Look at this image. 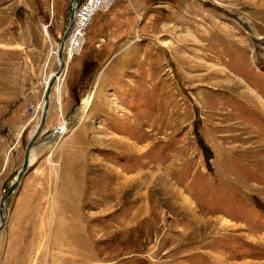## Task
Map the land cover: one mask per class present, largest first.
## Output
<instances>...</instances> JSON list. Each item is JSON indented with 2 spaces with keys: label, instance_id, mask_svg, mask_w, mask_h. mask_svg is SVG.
Segmentation results:
<instances>
[{
  "label": "rangeland",
  "instance_id": "1",
  "mask_svg": "<svg viewBox=\"0 0 264 264\" xmlns=\"http://www.w3.org/2000/svg\"><path fill=\"white\" fill-rule=\"evenodd\" d=\"M55 1L0 0V40L27 25L43 47L44 26L54 48L72 3ZM16 64L0 52V197L33 127L4 122ZM65 69L58 132L4 200L0 264H264V0H115Z\"/></svg>",
  "mask_w": 264,
  "mask_h": 264
},
{
  "label": "crops",
  "instance_id": "2",
  "mask_svg": "<svg viewBox=\"0 0 264 264\" xmlns=\"http://www.w3.org/2000/svg\"><path fill=\"white\" fill-rule=\"evenodd\" d=\"M57 2L58 1L56 0L55 1L56 5L58 4ZM52 10H53V6L51 7V13ZM56 10L58 11V9ZM56 22H62V19L58 17L57 20L55 19V23ZM46 28L47 27L42 26L44 37L46 38L45 40L46 44L45 46H43L44 48L40 45L41 42L39 41V37L38 36L33 37V30L30 34L28 33L27 25L23 27V29L26 30L27 36L21 37L18 42L14 39L10 40L7 38H2L0 40V49H1L0 52H3L5 54H10L11 56L14 55V57L18 62V64H16V67L21 69V65H22L26 70V78L24 83L28 87H23L25 88L24 89L25 96L22 98L20 102L14 104L13 110L10 112V114L8 113L4 119V122L6 124L18 125L21 128L18 136L21 133H23L25 129H28V127L30 128L31 126H33L31 127L32 129L31 132L27 134L26 144L33 135L40 120L41 111L39 113V116L35 124H33V121L36 119L40 109L39 102L36 101L38 99L39 86L41 85L43 87L40 96V98H42L43 101V94L46 85L48 83V80L52 76V74L57 70L56 68L52 69V66H54L53 63L57 61V59L55 55L50 53V50L53 47V43L49 41L48 37L46 36ZM20 83L24 84L23 81ZM52 87L54 88V92L57 99L56 105H59V98H60L59 93L61 86H57V84L55 83L52 85ZM51 89L49 95L51 93ZM29 104L32 105L33 113L30 116L24 115L25 108ZM48 105H49V96H48ZM4 110L5 108L3 107V105L0 104V112L3 113ZM47 110H48V106H47ZM51 111L50 113H47V115L45 113V118L43 122V125L45 123L48 124L49 122V126H50L49 128L50 134L48 135L49 137L53 136L55 134V133L53 134V132H56V130L58 132L57 127L59 126V125L57 127L51 126L54 124V120H55V115H53L52 118ZM31 156L33 157L32 151H31Z\"/></svg>",
  "mask_w": 264,
  "mask_h": 264
},
{
  "label": "built area",
  "instance_id": "3",
  "mask_svg": "<svg viewBox=\"0 0 264 264\" xmlns=\"http://www.w3.org/2000/svg\"><path fill=\"white\" fill-rule=\"evenodd\" d=\"M115 0H78L70 7L71 27L68 30L62 46V58H72L78 53L81 46L84 30L98 12H105L112 6ZM80 42V43H79ZM77 43V44H76ZM58 45L51 49V54H57Z\"/></svg>",
  "mask_w": 264,
  "mask_h": 264
},
{
  "label": "water",
  "instance_id": "4",
  "mask_svg": "<svg viewBox=\"0 0 264 264\" xmlns=\"http://www.w3.org/2000/svg\"><path fill=\"white\" fill-rule=\"evenodd\" d=\"M77 1L78 0H72V6H74V4ZM70 26H71V12H69L68 24H67V26H66V28H65L62 36H61L59 44H58V50H57V54H56L57 55L56 59H57V62H58V68L52 74V76L49 78L48 83L46 85V88L44 90L43 105H42V109H41V115H40L39 123H38L33 135L28 140V142H27V144L25 146V149H24V152H23L22 164H21V167H20L19 171L17 172L14 180L12 181V183L10 184L8 189L6 191H4L3 194L0 197V230L2 229V227H3V225H4L5 221H6V218H7V211H6V208H5V205H4V200H5L6 197H8V195L11 192L12 188H14V186L18 183L20 178L26 172L27 158H28L29 150L33 147V145H34V143H35L38 135L40 134V132L42 130V127H43L45 113H46L47 106H48V96H49L50 89H51L52 85L54 84L56 78L60 76L61 71L63 69L62 46H63V41L65 40L66 34H67L68 30L70 29Z\"/></svg>",
  "mask_w": 264,
  "mask_h": 264
},
{
  "label": "bare ground",
  "instance_id": "5",
  "mask_svg": "<svg viewBox=\"0 0 264 264\" xmlns=\"http://www.w3.org/2000/svg\"><path fill=\"white\" fill-rule=\"evenodd\" d=\"M71 27V26H70ZM82 36H84V34L82 35ZM80 42H81V45L83 44V38L82 39H80L79 40ZM79 42V43H80ZM77 44V43H76ZM80 49H81V46H80V48H79V50H78V53H79V51H80ZM78 53L76 52V55H78ZM57 56V55H56ZM65 59V60H64ZM63 59V69H62V71H61V74H60V76L59 77H57L56 78V80H55V82H54V84L55 83H57V86H58V84H59V86H61V84L63 83V78L62 79H60V77L62 76V74L65 72V66L68 64V63H70V61H71V59L72 58H70V59H68V58H64ZM65 61V62H64ZM66 74V73H65ZM58 79H60L59 81H58ZM58 81V82H57ZM63 129H64V127H63ZM54 133V132H53ZM57 133V130H56V132H55V134ZM35 147V146H34ZM32 149V148H31ZM31 149L29 150V153H28V158H27V167L31 164L30 162H31V157H30V155H31Z\"/></svg>",
  "mask_w": 264,
  "mask_h": 264
}]
</instances>
